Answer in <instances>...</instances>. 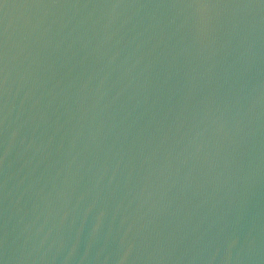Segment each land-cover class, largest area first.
Wrapping results in <instances>:
<instances>
[{"label":"water","instance_id":"obj_1","mask_svg":"<svg viewBox=\"0 0 264 264\" xmlns=\"http://www.w3.org/2000/svg\"><path fill=\"white\" fill-rule=\"evenodd\" d=\"M0 264H264V0H0Z\"/></svg>","mask_w":264,"mask_h":264}]
</instances>
